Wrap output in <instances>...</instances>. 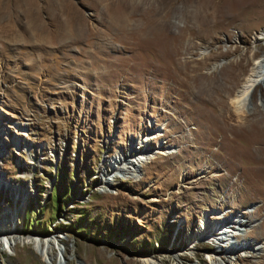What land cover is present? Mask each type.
Segmentation results:
<instances>
[{"label":"rangeland","instance_id":"rangeland-1","mask_svg":"<svg viewBox=\"0 0 264 264\" xmlns=\"http://www.w3.org/2000/svg\"><path fill=\"white\" fill-rule=\"evenodd\" d=\"M67 1L79 33L62 40L53 30L70 17H53L56 0L1 1L14 32L0 38V231L21 239L0 246V264H49L22 239L56 234L64 243L50 245L55 264H174L169 253L187 249L203 217L221 228L226 214L249 221L240 235L231 227L219 246L191 239L179 264H216L212 250L223 264H264V84L244 113L230 100L264 52V0H247L243 14L221 0L226 19L186 32L189 47L172 57L134 32L90 31L83 0ZM28 24L55 40L11 38L26 37ZM145 149L138 173L117 171L104 184L108 162ZM227 240L251 245L236 259Z\"/></svg>","mask_w":264,"mask_h":264},{"label":"bare ground","instance_id":"bare-ground-1","mask_svg":"<svg viewBox=\"0 0 264 264\" xmlns=\"http://www.w3.org/2000/svg\"><path fill=\"white\" fill-rule=\"evenodd\" d=\"M1 1L2 0H0V38L6 37L7 34L14 32L11 27L5 26L6 17L3 14L4 6L1 4ZM228 1L230 6L236 10L238 14H243L248 6L247 0ZM83 2L86 10L83 11V13L81 12V17L83 23L87 25L90 31L134 32L137 33L136 39L138 42L143 43L141 45L142 47L157 50V52L159 49H164L170 57H172L173 54L179 52L181 53L182 48L187 49L189 47V44L186 43V39L188 38L186 32H190V34L193 35V33H197L198 31L214 28L216 25H218V23H220V20L226 19L227 17V10L224 9V6L220 4L221 0H83ZM56 4H58L57 11L56 13L54 12L55 14L53 17H58V19H61V17L65 14L66 16L63 17L62 22L66 20L67 16H69L70 19L68 24L70 25L66 26L62 25L61 23L57 24V28L53 30L57 33L55 38L57 40H62L71 38L72 34H78V29H76L71 24L73 15H77L78 11H76L73 8L72 3L67 0H56ZM90 9H93V12H91ZM31 10L32 7H30V11ZM30 11L27 10V13L31 14ZM91 15L96 18V24L89 22ZM82 25L79 24L81 28ZM36 32H40L39 38ZM49 33L52 32H49L45 26H41L39 24L32 26L28 24L27 26L25 25L26 37H22L19 34H14L11 38L16 39L17 41L31 39L34 36L39 42H46L48 37H50L51 40L54 39V36ZM208 78L212 79L210 76H208ZM261 84H264V52L257 59H253L250 69L245 74L230 99L236 113L241 114L246 112V103L251 92ZM206 86L208 87L209 85L207 84ZM201 90L204 89L201 88ZM150 154V150H142L141 153L137 155L138 160H129L128 158L124 157V165H119L116 167L112 162H108L106 167L108 170L111 169V174L108 173L109 176L105 178L106 182H104V184H107V181L109 179L111 180L112 174H115L117 171L119 173H126V175L130 174V177L131 175L134 176L133 174L138 173V170H136L137 167L135 165H139L138 163L141 162H146ZM248 212L253 213L254 210H249ZM221 219L224 224L227 223L228 225L226 224L224 227L220 228V222H216L215 224L209 223L203 217V220L200 222L201 229L196 239L205 238L211 241L212 244H218L219 246L220 242L223 243L225 241L223 238L225 236L229 237V232H233V230H230L231 227H233L235 231L234 236L240 235L238 230L243 229L249 222L241 215H235L234 218L230 219L229 215L226 214ZM231 223L234 224L229 225ZM7 225L9 226V224ZM6 226V229H11ZM12 232H14V230H11V232L10 230L2 232L0 231V246H3V248L6 250L15 246L16 242L21 239V234ZM27 236L29 237L28 240L26 241L22 239V242L30 243L33 241L41 257L48 259L49 264H55L53 261H51L50 245H54L55 243L60 247V245L64 243L62 236L60 234H56L54 236L55 239H51L49 237L41 238L40 235ZM191 239L195 238H190V244L186 250L169 253V255L172 257V263L179 264L178 259L186 258L187 252L191 253L192 245H194ZM250 243V241H237L236 243H230L227 240L225 243V250H227L226 253L235 254L238 252L239 256L236 257V259H238L243 254H246V250L249 249L251 245ZM259 249L264 251V240L261 242V245H259ZM239 251H241V253H239ZM252 251L255 250L252 249ZM217 252L219 251L212 250L209 252L207 256L208 260L215 263L217 262L216 264H223L225 262L224 258L221 257V255ZM142 262L143 264H162L150 256L142 258ZM234 262L236 261L234 260ZM59 264H62V261L59 262Z\"/></svg>","mask_w":264,"mask_h":264}]
</instances>
